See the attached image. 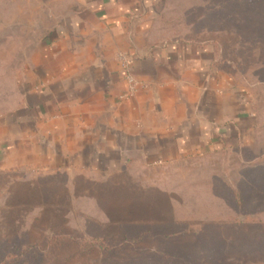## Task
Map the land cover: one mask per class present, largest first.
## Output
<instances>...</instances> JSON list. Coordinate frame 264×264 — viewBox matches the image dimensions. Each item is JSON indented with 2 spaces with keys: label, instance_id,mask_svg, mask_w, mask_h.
<instances>
[{
  "label": "rangeland",
  "instance_id": "1",
  "mask_svg": "<svg viewBox=\"0 0 264 264\" xmlns=\"http://www.w3.org/2000/svg\"><path fill=\"white\" fill-rule=\"evenodd\" d=\"M6 5L0 0V126L24 107L26 58L36 46ZM155 7L158 41L213 46L249 102V144L168 166L127 161L113 173L44 171L0 147V264H264V0Z\"/></svg>",
  "mask_w": 264,
  "mask_h": 264
},
{
  "label": "crops",
  "instance_id": "2",
  "mask_svg": "<svg viewBox=\"0 0 264 264\" xmlns=\"http://www.w3.org/2000/svg\"><path fill=\"white\" fill-rule=\"evenodd\" d=\"M4 1L36 45L24 107L0 126L8 158L50 172L113 173L127 161L168 166L249 144V102L213 46L152 34L158 0ZM119 53L146 85L126 101L118 99L127 90Z\"/></svg>",
  "mask_w": 264,
  "mask_h": 264
},
{
  "label": "built area",
  "instance_id": "3",
  "mask_svg": "<svg viewBox=\"0 0 264 264\" xmlns=\"http://www.w3.org/2000/svg\"><path fill=\"white\" fill-rule=\"evenodd\" d=\"M118 61L120 64V68L123 72V78L127 85V90L123 95H121L120 101H126L130 97L135 95L136 92L139 91L140 88H143L144 86L140 82H138L136 78L130 72L129 68L131 67V64H132L131 57L120 55V57L118 58ZM157 163L160 164V162H157Z\"/></svg>",
  "mask_w": 264,
  "mask_h": 264
},
{
  "label": "trees",
  "instance_id": "4",
  "mask_svg": "<svg viewBox=\"0 0 264 264\" xmlns=\"http://www.w3.org/2000/svg\"><path fill=\"white\" fill-rule=\"evenodd\" d=\"M240 201H241V199H240ZM241 202H238V207L239 206H241ZM54 239H56V240H60V239H62V241H67V242H73V241H75V237H72V236H69V235H67V236H65V235H60V236H55L54 237ZM34 248H36V246L35 245H27V247L25 248L27 251H29V250H31V249H34ZM18 250H20V252H19V254H18V256H22L24 253H25V251L24 250H21V249H18ZM13 255V254H12Z\"/></svg>",
  "mask_w": 264,
  "mask_h": 264
}]
</instances>
